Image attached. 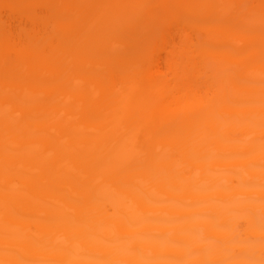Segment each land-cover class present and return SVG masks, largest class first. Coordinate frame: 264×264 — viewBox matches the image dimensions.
I'll use <instances>...</instances> for the list:
<instances>
[{
  "label": "bare ground",
  "instance_id": "6f19581e",
  "mask_svg": "<svg viewBox=\"0 0 264 264\" xmlns=\"http://www.w3.org/2000/svg\"><path fill=\"white\" fill-rule=\"evenodd\" d=\"M158 1L12 2L0 264H264V0Z\"/></svg>",
  "mask_w": 264,
  "mask_h": 264
},
{
  "label": "rangeland",
  "instance_id": "374dc122",
  "mask_svg": "<svg viewBox=\"0 0 264 264\" xmlns=\"http://www.w3.org/2000/svg\"><path fill=\"white\" fill-rule=\"evenodd\" d=\"M1 1H0V23H2L3 21H4L3 23H5L7 21L9 26L12 29H14V30L15 29L16 30L20 29L21 27L29 26V24H27V22L25 21V18L21 16L22 15V11L21 10H22V8H24L23 6H19V9H20L19 13H15V12L12 13L11 10H10V6H11V4H12V2L14 0H1ZM15 1H19V0H15ZM169 1H172L173 4L169 3ZM169 1H168V4L169 5L171 4V7L173 6L172 9L174 10V8H176V6L180 7V8H185L186 7V3H187L188 0H181V1H179V0L178 1L177 0H169ZM51 2H53V0H51ZM202 2L204 4H207L205 1H202ZM213 2H214V0H210V2H208V4H213ZM150 5L155 10V12H157L158 14L163 13L162 5H161V3L158 0H150ZM171 7H169V8H171ZM212 14H214V13H212ZM212 16H214L213 18L215 19L216 22H211V21L209 22L205 15H201L195 20L196 21L195 24L202 22V23H211V25H214V26H217V27L221 26L223 21L219 17V15L218 14L217 15L214 14ZM118 22H119V24H118L119 28H116L117 29L116 31L119 33V30H120L121 33L124 34V36H122V37H124V39H122V40H125L127 42L132 40L134 37L129 31V27H127L129 25L128 24H123L122 25V23L120 22V18H119ZM190 23L191 24L185 25L186 30H187V34L189 36V41H188L189 44L191 43V44H195V45H197V44H202V45L203 44H205V45L209 44V45H211L213 43V39L211 37H207L203 32H201L198 29V26L192 25L193 24L192 21ZM258 30L260 32L263 31V29L261 27L259 29L257 28L256 31L258 32ZM204 35L207 38H205ZM174 40H175V42L179 41L178 34L176 32L174 33ZM233 43H234L233 41L227 43V48H229L231 51H234V52L240 51L239 49H233ZM23 58H24L22 60L23 62L20 65L21 70L28 71V72H34V70L30 68L31 64H32L31 63L32 61L26 59L25 57H23ZM209 68H208V70L206 69L207 71H205L203 69L202 70L203 72L201 71L202 73L200 72V74L197 73L196 74L197 76L195 77V79H193L194 80L193 83H194V87L195 88H198L199 90L206 89L210 93V92L214 91V89L217 87V84H216V80L213 79L212 77H210L214 73L211 74L212 71ZM187 74L188 73H185L184 71H182L181 76H184V77L188 76ZM34 81L37 83L39 80L36 78ZM225 89H227V88H225ZM213 107H216V105H214Z\"/></svg>",
  "mask_w": 264,
  "mask_h": 264
}]
</instances>
